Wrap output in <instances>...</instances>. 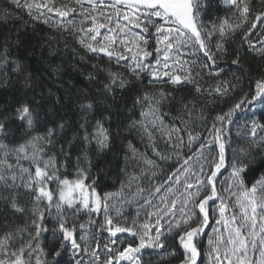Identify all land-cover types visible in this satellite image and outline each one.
Returning <instances> with one entry per match:
<instances>
[{"label": "snow or ice", "instance_id": "6c2138e0", "mask_svg": "<svg viewBox=\"0 0 264 264\" xmlns=\"http://www.w3.org/2000/svg\"><path fill=\"white\" fill-rule=\"evenodd\" d=\"M11 3L0 264H264V0Z\"/></svg>", "mask_w": 264, "mask_h": 264}, {"label": "trees", "instance_id": "16d2710c", "mask_svg": "<svg viewBox=\"0 0 264 264\" xmlns=\"http://www.w3.org/2000/svg\"><path fill=\"white\" fill-rule=\"evenodd\" d=\"M227 9H228V5L226 6V4L223 2V0H212L211 10L209 12V15L212 18H215V17L223 18L225 15H228ZM0 10L14 11V6L12 5L11 0H0ZM43 31L47 32V29H43ZM38 39H39V36H37L36 38L31 40L30 44L35 45ZM253 39H256V37H253ZM30 51H34L35 55H34V57L29 58V60H28L29 64L32 65L33 69H40L41 71H44V69L47 67V64L38 62L40 60L39 49L38 48H30ZM22 54H24V53H22ZM66 55H69V54L63 50V46L61 44L60 55H58L56 57H47L46 56V59L51 60L53 62V66H55L56 64H59L61 62V59L63 57H65ZM231 58L232 57H228L227 58L228 63L224 64L225 70L228 73V76H227L228 79H231V73L233 71H237L236 66L230 65ZM243 63H244L245 69H252L253 71H255L258 68V66H260L264 62L261 61L258 52L257 53L248 52V53H245L243 56ZM45 75L47 76L46 72H45ZM72 76L75 77V73H73ZM65 79H68V77L65 76ZM226 103H227V101H226ZM240 115L243 116L245 119H250L252 117V114L250 112L241 113ZM255 118L258 120V122L264 123V109L257 107ZM238 125H239V127L237 125H233L231 127V134H232L233 138H235L238 133L243 132L244 120L243 119L240 120L238 122ZM227 175H228V173L224 172V175L221 177V179H224ZM108 183L110 185L111 181H109ZM144 259H145V261H148L149 259H152L153 261H155L157 258L154 255L150 257L149 254L147 252H145Z\"/></svg>", "mask_w": 264, "mask_h": 264}, {"label": "rangeland", "instance_id": "374dc122", "mask_svg": "<svg viewBox=\"0 0 264 264\" xmlns=\"http://www.w3.org/2000/svg\"><path fill=\"white\" fill-rule=\"evenodd\" d=\"M224 2H225V0H224Z\"/></svg>", "mask_w": 264, "mask_h": 264}, {"label": "bare ground", "instance_id": "6f19581e", "mask_svg": "<svg viewBox=\"0 0 264 264\" xmlns=\"http://www.w3.org/2000/svg\"><path fill=\"white\" fill-rule=\"evenodd\" d=\"M227 6V5H226Z\"/></svg>", "mask_w": 264, "mask_h": 264}]
</instances>
